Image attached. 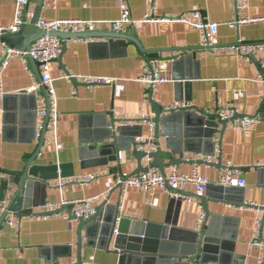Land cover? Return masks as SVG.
Masks as SVG:
<instances>
[{"label":"crops","instance_id":"obj_1","mask_svg":"<svg viewBox=\"0 0 264 264\" xmlns=\"http://www.w3.org/2000/svg\"><path fill=\"white\" fill-rule=\"evenodd\" d=\"M38 1L28 0L25 10L31 16L26 20L30 21L35 15ZM153 2L154 5L148 0H126L135 24L124 33L134 34L142 52L127 40L120 42L125 54L113 56L103 48L90 47L92 43H106V39L89 37L64 41L66 48L60 62L76 80V85L65 77L57 62L51 64L50 77L54 80L59 119L56 136L47 132L48 144L41 147L38 155L39 139L35 138V131L31 132L37 121V104L31 97L37 98L42 90L27 91L39 81L40 67L28 61L30 72H27L20 59L9 60L2 73L4 95L0 98V211L4 210L0 214V264H119L114 244L117 235L112 233L110 243V238L102 235V228H110L115 223L118 229L120 224L126 231L125 237L137 233L136 237L140 239L158 242L160 228L167 220H175L174 239L187 244L183 240L189 236L184 231H200V212L203 222L207 219L211 225L214 240L219 244L228 243L225 247H231L229 244L233 243V255L226 258L225 264L261 263L264 249L253 250L252 241L256 233L264 239V69L260 67L264 58V24L234 28L228 25L237 18H264V0H246L243 9L237 7L239 0ZM119 3L120 0H56L53 6L45 4L42 7L40 20L74 18L95 23V31L100 34L113 33L108 22L119 18ZM15 9L16 0H0L1 27L13 24ZM195 11L207 22L218 26L217 49H201L199 33L189 24L140 22L145 15L156 19L173 18ZM238 42L259 46L250 53L253 57L225 51ZM6 48L7 45L0 43V57ZM188 54L194 55L189 62L184 60ZM150 67L166 79L155 90L139 81ZM90 77L113 79L123 90L115 95L112 84L89 87L81 81ZM179 77L184 80L177 95L175 81ZM21 92L26 93V99L14 101L12 97L18 98ZM6 96L11 97L10 100L4 98ZM184 103L206 114L233 108L239 119L258 115L255 117L257 123L246 131L238 130L228 122L222 137L220 130L213 137L212 148L204 146L203 137L193 135V132L185 134L188 129L181 124L179 137L175 134L176 123L158 128L162 148L166 150L164 146L168 141L177 149L175 151H181L180 155L173 154L172 160L177 163L167 166L166 174L172 170L189 174L195 163L199 174L217 182L221 168L230 164L241 170L247 182L241 194L243 206L233 207V204L212 200L205 193L203 200L183 199L176 209L175 206L170 208L167 192L156 188L146 191L128 188L120 207L117 182L137 169L129 146L145 139L150 132L147 125L126 120H137L145 115L154 123L155 129L157 118L166 116L174 104ZM112 120L111 129L127 122V126L141 127L142 137H135L131 142L127 135L115 144L113 138H106V126ZM201 158H210L211 163L205 164ZM161 161L167 164L169 159L163 156ZM28 163H31L30 169L51 164L58 168L57 176L47 180L36 178L38 186L31 187L23 202L28 207L23 210L25 214L7 213V204L16 189L14 175L21 174ZM141 165L145 167L146 164L142 161ZM92 174L98 177L89 183L72 182L62 190L58 186L61 179L75 180ZM107 185L115 187L107 193ZM188 192L192 193L191 189ZM93 196H99L95 204L98 226L89 233L82 229L79 247L78 221L69 219L66 211L37 218L45 203L58 206L62 202ZM250 205L255 206L246 207ZM9 219L14 225L7 223Z\"/></svg>","mask_w":264,"mask_h":264},{"label":"built area","instance_id":"obj_2","mask_svg":"<svg viewBox=\"0 0 264 264\" xmlns=\"http://www.w3.org/2000/svg\"><path fill=\"white\" fill-rule=\"evenodd\" d=\"M152 5H154L153 0H148ZM236 2V0H234ZM246 0H239L237 4L238 9H243L245 7ZM56 0H45V4L54 5ZM28 4V0H16V14L14 17L13 24L7 27L0 26V34L9 33V34H17L21 29V26L28 25L29 20H26L27 17L31 16V13L25 10ZM44 4V5H45ZM180 22L189 24L193 27V29L197 30L199 33V41L200 48L204 50H215L218 48V40H217V30L218 26L216 24H211L204 20L202 15L195 11L193 13L181 14L177 15L173 18L162 17L159 19L144 16L141 23H151V22ZM108 24L111 26V29L114 33H121L127 29H133L135 21L131 18V14L129 11V7H127L126 0H120L119 3V18L115 21H109ZM254 25V24H264L263 17H245V18H237L235 21L229 23V27H238L243 25ZM35 27L45 31V32H63V33H83L86 31L95 30V23L93 22H84L79 19H53L51 21L46 20H38L36 22ZM31 49L29 52V56L31 60L36 63H39V76L38 82L31 86L27 93H36L38 88H41L42 94L36 98L37 104V121L35 125V138L38 140L41 137V131L45 128V132L52 134L54 137L56 136V128L58 124V115H57V99L55 97L53 82L54 80L50 77V66L55 59L58 58L61 51V41L57 37H49L43 36L37 39L35 42L31 44ZM259 45L255 44H244L242 42H238L236 45H232L225 51L235 52L239 55L246 56L249 55L255 48ZM17 58L20 59L21 63L24 64V68L27 72H30L29 63L27 59V54L22 53L20 51H16L15 49L6 48L4 55L0 57V98L4 95L2 91V73L8 66L9 60ZM260 67L264 69V58L260 61ZM30 76H32L30 74ZM87 86H108V84L114 85V94L117 95L123 90V87L119 84H116L113 79L107 78H99V77H90V78H82L81 80ZM140 82H144L149 85L152 90H155L157 87L161 86V84L166 82L164 77H160L159 71L155 69H147L143 76L139 80ZM264 81V79H263ZM189 105L187 104H174L169 110H179V109H187ZM168 110V111H169ZM221 120H227L233 123V127L238 130L246 131L251 125L257 123V119L255 117L250 118H242L239 119L237 117V111L233 108H224L221 109L218 113ZM126 121L134 122L138 125H147L149 129L148 137L145 139H140L136 141L133 149L135 152L142 154V161L149 165L152 162L150 155L156 151L155 143V133L154 123L151 122L145 115L140 119L133 120L127 119ZM125 121V122H126ZM127 122L119 123V126H127ZM48 139L45 136L43 145L48 144ZM201 162L205 164H210V158H201ZM194 168L191 173H179L176 170H172L170 173L163 175L154 168H149L147 172L140 173L138 175H132L128 177H124L123 181H118L117 185H121L120 187V198L119 204L120 207L123 205V197L124 193L128 190V188H136L142 191H146L149 189H159L162 192H167L170 199L174 200H183L187 199L188 201H199V199L203 198L204 194L207 191L208 186L215 185L221 186L224 188H240L245 189L247 187V182L242 177V172L240 169L231 166L230 164L224 165L219 173V177L217 182H211L207 176H203L197 172V165L194 163ZM98 175L92 174L86 178H77L75 180L71 179H61L59 180V188L62 190L65 185L69 183H79L85 184L89 183L92 180L97 179ZM115 186L107 185V193L110 192ZM191 189L192 193L188 191ZM99 196L87 197L76 199L71 202H62L61 205L54 206L49 203H45L44 208L41 214L37 217H45L49 215L57 214L58 210H60L63 206L70 207V214L73 217L82 218V219H90L96 213L95 204L98 201ZM253 206H246L248 208H253ZM245 207V206H244ZM4 210L0 211V214L3 213ZM199 225L203 223V213L200 212ZM9 225H14L11 219L7 220ZM118 224V223H117ZM259 226V223H256ZM115 235H118V229L115 228L113 230ZM252 248L263 250L264 249V239H260L259 234L253 238Z\"/></svg>","mask_w":264,"mask_h":264},{"label":"water","instance_id":"obj_3","mask_svg":"<svg viewBox=\"0 0 264 264\" xmlns=\"http://www.w3.org/2000/svg\"><path fill=\"white\" fill-rule=\"evenodd\" d=\"M45 4V0H39L37 2L35 15L30 20L28 25L21 26V29L18 31L17 34H9V33H3L0 34V43H3L4 45H7L8 48L15 49L16 51H20L22 53L27 54V59L31 64L39 65L38 62L34 63L30 56L28 55L31 49V44L35 42L37 39L43 37V36H49V37H57L59 40H61V51L60 55L57 59H55L53 62H57L61 69L63 70V73L67 79L74 85H76V80L71 78L69 73L65 70V68L62 65V62H60V57L65 51L66 44L64 41L71 40V39H87V38H102L106 39V43H92L90 44V47H100L103 48L104 51L110 52V55L113 56L114 54H125V50L121 47V41L127 40L129 42L134 43L139 50L142 52L143 49L141 48L140 43L136 40L133 33L131 34H121V33H107V34H100L96 32L95 30L90 31L89 33H63V32H45L38 27H35L36 22L40 19V13L42 11V7ZM193 54H188L184 58V60H187L188 62L192 60ZM250 56L253 57L252 54ZM255 59V58H254ZM264 73V71H263ZM38 80V79H37ZM183 78L179 77L178 80H176L175 85V92L177 95H179V90L182 87ZM189 80V79H186ZM188 84V83H185ZM184 84V85H185ZM188 86V85H185ZM26 93L21 92L19 94V97H12L15 101H21L26 99ZM6 99H9L11 97H4ZM35 104H36V98L31 97ZM186 100V99H185ZM14 111V109H13ZM169 113L162 117L157 118L155 120V147L157 148L154 153L150 155L152 162L149 165L142 166V158L143 155L135 152L133 149L134 142L133 139L135 137H142V128L138 126H119L118 128L111 129V126L114 125V121L112 120L108 126V130L106 131V138H113V142L116 144L117 142H120V139L126 137L127 135L129 138H131V144L129 148H132V152L134 154V160L136 161L137 169L132 173V175H138L140 173H145L148 171L149 168L157 169L162 175L165 173L164 170L167 166H173L176 165V161L172 160L173 154L177 153L180 155L181 151L178 152L175 151L177 149L172 148L170 143L168 141L166 142V145L164 148H162L161 143L159 141V130L160 127H165L167 123H176L178 124L175 129L177 132L175 133L178 137L180 136V124L184 126L186 130L185 134H193V135H199L203 137V143L204 146H213V137L216 133L220 130V136L224 134L226 130L227 123L230 121L227 120H221L218 113L215 114H206L204 112H201L196 109H191L188 107L187 109H179V110H170ZM258 115H255L253 117H257ZM159 117V116H158ZM182 127V126H181ZM220 127V129H219ZM190 128L195 129V131H191ZM184 129V130H185ZM35 128L34 126L31 127V132L34 133ZM193 132V133H191ZM41 137L39 139L38 143V150L36 155L39 154V150L43 146V142L46 136L45 128L41 131ZM35 134V133H34ZM163 135V133H161ZM212 148V147H211ZM164 157H167L169 159V162L167 164L162 163L161 159ZM31 163H28L24 170L21 172V174L14 175V179L17 180L16 183V189L14 190V193L12 197L10 198L8 202V206L6 208V212L11 213H18L19 216H22L23 210L27 209L28 207L23 204L24 200L26 199V196H28L29 191L31 190V187L38 186V180L36 179L38 176L40 179H54L56 178V167L52 166L51 164H48L45 168L39 167V168H32L30 169ZM131 175V176H132ZM124 178H121L120 181H123ZM37 181V182H35ZM42 186H45L41 184ZM46 187V186H45ZM121 185H118V188H120ZM212 192V194H211ZM242 189L240 188H224L221 186H213L210 185L207 188L206 195L208 198L215 200V201H222L223 203H230L233 204V207H242L243 206V199L241 197ZM25 197V198H24ZM202 199V198H201ZM203 200V199H202ZM170 208L178 207L181 205V200H170ZM60 211H66L69 219L78 221V247L82 244L81 239V231L85 228V230L89 233L90 231L94 230L98 226V220L96 219V215L91 217L90 219H82V218H75L70 214L69 206H63L58 212ZM57 212V213H58ZM6 215V214H5ZM148 227V226H147ZM211 225L208 224L207 219L201 224L200 231L198 233L196 232H188L184 231V233L189 236L184 242L187 244H181L178 241H175L173 233L176 232V222L175 220H167L164 227H161V234L160 239L158 242L156 241H149L147 239L143 240L139 237H136L137 233H130L128 237H125L123 235H126V231L123 230L122 226L119 224L118 226V232L119 234L114 237V244L117 248L115 251L117 255H119V264H225L226 258L229 259L233 255V243H230L229 245L231 247H225V244L228 243H221L219 244V241L214 240V235L210 232ZM155 228H158L155 226ZM115 229V223L110 228H102V235L107 236V238H110V243L112 241V233ZM147 235V233H146ZM109 243V246H110ZM180 243V244H179ZM108 246V247H109ZM224 251V252H223ZM260 264H264V257L261 260Z\"/></svg>","mask_w":264,"mask_h":264}]
</instances>
